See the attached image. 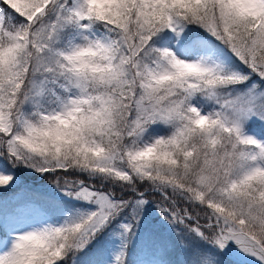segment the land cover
<instances>
[{
  "label": "snow or ice",
  "instance_id": "1",
  "mask_svg": "<svg viewBox=\"0 0 264 264\" xmlns=\"http://www.w3.org/2000/svg\"><path fill=\"white\" fill-rule=\"evenodd\" d=\"M0 264H264V0H0Z\"/></svg>",
  "mask_w": 264,
  "mask_h": 264
}]
</instances>
